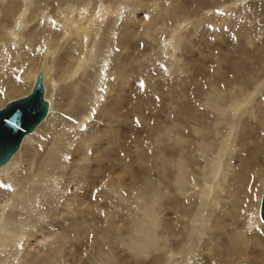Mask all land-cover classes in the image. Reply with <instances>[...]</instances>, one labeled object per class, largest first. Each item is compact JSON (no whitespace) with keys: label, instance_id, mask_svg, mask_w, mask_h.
Returning a JSON list of instances; mask_svg holds the SVG:
<instances>
[{"label":"bare ground","instance_id":"6f19581e","mask_svg":"<svg viewBox=\"0 0 264 264\" xmlns=\"http://www.w3.org/2000/svg\"><path fill=\"white\" fill-rule=\"evenodd\" d=\"M243 1L0 0V105L35 80L29 95L39 72L48 103L39 119L34 101L0 108V150L39 122L0 163V264H264V2ZM140 10L150 19L139 24ZM142 34L154 52L140 51ZM198 46L219 49L215 72L183 59ZM157 59L188 76L164 87L151 76H165L161 63L149 67L145 83L168 108L136 96L138 66ZM149 102L155 123L139 120L152 157L121 115Z\"/></svg>","mask_w":264,"mask_h":264},{"label":"rangeland","instance_id":"374dc122","mask_svg":"<svg viewBox=\"0 0 264 264\" xmlns=\"http://www.w3.org/2000/svg\"><path fill=\"white\" fill-rule=\"evenodd\" d=\"M255 1V0H254ZM261 2H264V1H262L261 0ZM231 3H232V1L229 3V5H231ZM242 3V2H241ZM253 3V1L251 2V0H246L245 2L243 1V3L241 4V5H243V4H245V5H248V6H250L251 4ZM231 7H233V6H231ZM234 7H237L236 5L234 6ZM142 10H140V12H139V24H140V22L141 23H144V22H146V21H148V19H150V17H149V15L146 13V12H144V13H142L141 12ZM212 11H215V9H213ZM32 12H34L35 13V16L37 17L38 16V11H37V8L35 7V8H32ZM217 13L218 14H221L222 15V13H224V14H226L227 15V12L226 11H224V10H221V11H217ZM201 15H204V13L203 14H201ZM235 17H238L237 15H234ZM195 19H197L196 17H194ZM142 21H141V20ZM144 19V20H143ZM240 19V18H239ZM241 20V19H240ZM172 21V20H171ZM206 23H208L209 22V20H206L205 21ZM249 23H252L251 22V20L249 21ZM257 33H262V34H260L259 36H258V40H259V42H262L263 41V38H264V30H263V26H262V22H259V21H257ZM143 25V24H142ZM169 30V29H168ZM227 31V30H226ZM226 31H224V32H226ZM254 31H255V29H254ZM163 34V35H162ZM237 34V32H235V31H233V30H229V33L227 32V35L226 36H228L230 39H234L235 38V40H236V42H238L239 40H241L240 38H238L239 36L238 35H236ZM143 35V34H142ZM162 36V38H161V40L162 41H165L168 37H167V33L165 32V30L164 31H162L160 34H159V36ZM198 35V34H197ZM164 36V37H163ZM167 38H166V37ZM245 37H247V35H245ZM245 37H243L242 36V38L244 39ZM139 38V37H138ZM209 40H211V41H215L214 39H215V37L213 36V35H209L208 37H207ZM248 38V37H247ZM147 39V37L145 36V35H143V37H142V39L139 41L140 42V51L141 50H143V49H146L144 52H146V53H148V52H151V51H153L154 52V50H156L157 48H158V43H157V41H154L153 40V44H152V39H149V43H150V41H151V43L150 44H152L153 46H148V44L147 43H145L146 40ZM242 39V40H243ZM216 40H218V39H216ZM220 41L222 40V39H219ZM241 40V41H242ZM244 42H246L245 40H243ZM242 41V42H243ZM116 42V41H115ZM201 46V45H200ZM200 46H198V47H195V48H197V49H195V48H193L192 49V52H189L188 54H190V55H188V54H186V52H184V55L182 56L183 57V59H185L186 58V60L188 59V57H190V58H202V59H204V57H205V59H207V61H209L208 62V67L206 68V70H205V72L207 73L208 71L207 70H210L209 71V73L211 74V71L213 72H215V70H216V66H214V65H216L214 62V64L212 63V61H214L215 60V58L216 57H213L212 55L210 56V54H211V52H212V50L214 49L215 50V55L216 56H220V51H219V49H216V48H209V47H206V46H202L201 47V49L199 48ZM153 47V48H152ZM252 47V46H251ZM209 48V49H208ZM114 49L116 50V51H119L120 49L119 48H116V47H114ZM153 49V50H152ZM212 49V50H211ZM240 50V49H239ZM250 50H254V48H251ZM222 51V50H221ZM75 52L76 53H78L77 52V50H75ZM201 52V53H200ZM214 52V51H213ZM223 53H224V51H222ZM180 54H183V52L181 51V49H180V52H179ZM210 53V54H209ZM236 55L237 54H239L238 52H236L235 53ZM193 55V56H192ZM205 55H207V56H205ZM214 55V56H215ZM192 56V57H191ZM201 56H203V57H201ZM222 56V55H221ZM166 58H167V56H166ZM165 62V60L164 59H157L156 61H154V62H148V63H145V64H142V65H137L138 66V72L140 71V68H141V66H144L146 69H147V75H145V73L146 72H143V75L144 76H141L139 79H138V82L136 81V84L138 83V87H139V92H138V94L136 95V96H139L140 98H145V99H153V100H155L156 101V103H158V106H160V107H157L158 109L159 108H168V105H167V102H165V104L163 105V106H161V105H159L160 104V102H161V100H162V98H161V96H160V94L158 93V92H156L155 90H153V89H151L150 87H147V84L145 83V81H147L146 79H147V76H148V72H149V67H151V65H153V64H155V67L157 66V64L158 63H161V66L160 67H162V70H163V72H164V74H165V76L164 77H162V78H159V76L158 75H156V73L157 72H153L154 74L153 75H151L152 77H153V79H155V81H157V82H159V83H161V85H163L164 87H165V84H167L168 85V87H170V85H172V83H174V82H176L177 81V78H176V76H180L181 77V79L182 78H184L183 77V71L182 70H179V69H176V68H179V67H176V66H174V67H172L171 69L169 68L170 66H169V62L168 63H164ZM244 62V59L243 58H240V62ZM212 63V64H211ZM217 63V62H216ZM183 64H184V66H185V60H184V62H183ZM191 64L196 68V66L197 65H199V62H191ZM188 65V64H187ZM136 66V67H137ZM190 67H191V65H189L188 66V68L190 69ZM201 67L202 66H200L199 68H196L197 69V71L198 72H200V69H201ZM194 70L195 69H191V72L193 73L194 72ZM155 71H157V70H155ZM172 72V73H171ZM174 74V75H173ZM169 75V76H168ZM186 77H188L187 76V74H184ZM26 77H24V76H21V81H22V83H23V85H26L27 86V84H26ZM135 79L136 78H133L132 79V81L133 82H135ZM180 79V78H179ZM189 79V78H188ZM166 80V81H165ZM131 81V82H132ZM35 82V80L34 81H32V83L30 82L29 83V85H28V87L26 88L27 89V91L26 92H22V93H18V94H14V95H7L6 96V98L4 99V103L2 104V105H0V108L1 107H3V105L6 103V102H8V101H11V100H13V99H17V98H21V97H23V96H25V95H27L30 91H31V88H32V86H33V83ZM164 83V84H163ZM66 83L65 82H58L57 83V87L55 88V89H53L52 87H50L49 88V91H48V89H47V92H49V95H50V101L53 103V106H52V109H51V113L52 112H56L57 110H59V108L56 106V103H57V97H58V91H59V88H61V87H63L64 85H65ZM136 84H135V86H136ZM51 85V84H50ZM146 85V86H145ZM177 86V85H176ZM175 86V87H176ZM137 87V86H136ZM110 88V87H109ZM109 88L106 90V91H108L109 90ZM4 92V91H3ZM131 93V98H135L136 96L134 95V93H132V92H130ZM53 95V96H52ZM48 96V95H47ZM8 97V98H7ZM10 97V98H9ZM97 100H99L98 98H97ZM55 101V102H54ZM104 104V103H103ZM153 107H154V104L153 103H151V102H149L147 105L145 104L144 106H143V108H142V110H139V112H137V113H127V112H125V111H123L122 113H121V115L124 117L125 115H129V116H133L132 117V121H131V123L132 124H134L135 125V128H137V130L139 131V132H141V135L140 136H142V141H144V144H145V147L147 148V152H148V154L150 155V157H152V155H153V152H154V150H152L151 149V146H150V141L149 140H144V137H145V130L147 129L145 126H144V123H142L143 121L141 120H139V118H141V117H145V118H147V119H149L150 120V122H151V125H153V122L155 123V120H153ZM57 109V110H56ZM91 109H92V106H91ZM90 109V110H91ZM94 111V110H93ZM207 111H209V110H207ZM90 112V111H89ZM89 112L86 114V116L89 114ZM95 112H96V110L93 112L94 114H95ZM210 112V111H209ZM51 113H49V114H51ZM65 114V113H64ZM94 114H92V115H90L89 117H91V116H94ZM165 116H166V113H163ZM66 115V114H65ZM83 116H84V119H85V115L84 114H82ZM49 116V115H48ZM47 116V117H48ZM210 116H211V114H210ZM47 117L45 118V119H47ZM66 117H70V118H72V119H74L75 121H80V119L81 118H77V117H75V116H72V115H66ZM44 119V120H45ZM83 119V120H84ZM106 121H110L109 119H107V118H104ZM164 119H165V117H164ZM43 120V121H44ZM43 121L40 123V125L43 123ZM46 121V120H45ZM86 121V120H85ZM87 122V121H86ZM104 124V122H102V125ZM121 124V120L119 121V125ZM87 125V123L85 124L84 123V127ZM147 125V124H146ZM127 127V125H123L121 128L123 129V130H125L126 128L125 127ZM148 126V125H147ZM37 128H38V126H37ZM73 128H75V129H77V130H79V128H78V126H76V125H74V127ZM36 131V130H35ZM137 131V132H138ZM144 131V132H143ZM128 132H129V129H128ZM33 133H35V132H33ZM33 133H31V134H33ZM41 133V134H40ZM44 134V132H37L36 134H34V136H33V140H32V142H31V144H35L36 145V142H37V144H38V142H39V140L38 139H40L41 137L40 136H43V134ZM30 135V134H29ZM45 136V135H44ZM36 138V139H35ZM133 138V137H132ZM38 140V141H37ZM128 142H130V141H128ZM24 143L25 142H23V144L22 145H24ZM103 146H105V144H102ZM142 145H143V142H142ZM23 147V146H22ZM21 147V148H22ZM153 151V152H152ZM19 152V151H18ZM17 152V153H18ZM130 154H133V153H131L130 152ZM91 155H92V151H91ZM20 158L19 159H21V157H22V155L21 156H19ZM67 159H71V157H68ZM20 161V160H19ZM148 161H150V160H148ZM21 162V161H20ZM153 161H151L150 163H151V165L153 166V163H152ZM140 164L142 165L143 163H141L140 162ZM143 166V170L149 175V176H152V179H153V181L156 179V176H155V172H154V170L152 169V167H151V169H149L148 170V168H144V164L142 165ZM0 190H4V191H8L9 190V187H8V185H7V187L5 186V183H3V182H1L0 181ZM3 186H4V188H3ZM90 190V189H89ZM172 191H175V190H173L172 189ZM70 192V190H68V193ZM262 228H264V224L261 226ZM93 233V232H92ZM245 263H252V264H263V263H260V261H244ZM244 262H237V263H234V264H241V263H244Z\"/></svg>","mask_w":264,"mask_h":264},{"label":"water","instance_id":"95a60500","mask_svg":"<svg viewBox=\"0 0 264 264\" xmlns=\"http://www.w3.org/2000/svg\"><path fill=\"white\" fill-rule=\"evenodd\" d=\"M44 92H45L44 74H43V72H39L37 75V78H36V83L34 85L33 91L27 96H24L22 98L10 101L7 104L6 108H4L3 111L1 110L2 115L7 113L8 111H10L15 106H18V105L28 106L31 103H33V101H34V103L38 106V119H39L40 117H42L43 114H45L44 112L48 111V110H46V107L48 108V103H47V100L44 98ZM46 114H47V112H46ZM38 119L36 118L31 123H33V124L35 123L37 125L39 123ZM36 122H38V123H36ZM35 126L30 125L29 130H27V131H29V132L33 131ZM29 132H27V133H29ZM27 133H25L23 136H21V138L23 139V137ZM22 139H21V141H22ZM21 141H20L19 145L21 144ZM19 145H16V143H11L4 148L2 147V149L0 150V163L5 164L6 162H8L10 160V158L12 157V155L14 154V152H16L18 150V148L20 147ZM261 215H262V213H261ZM262 219L264 221L263 215H262ZM241 264H250V263L244 262Z\"/></svg>","mask_w":264,"mask_h":264}]
</instances>
